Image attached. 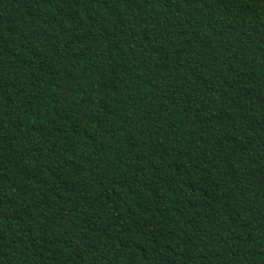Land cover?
Segmentation results:
<instances>
[{
    "label": "trees",
    "instance_id": "trees-1",
    "mask_svg": "<svg viewBox=\"0 0 264 264\" xmlns=\"http://www.w3.org/2000/svg\"><path fill=\"white\" fill-rule=\"evenodd\" d=\"M0 264H264V0H0Z\"/></svg>",
    "mask_w": 264,
    "mask_h": 264
}]
</instances>
